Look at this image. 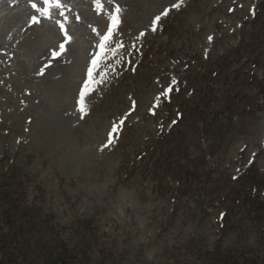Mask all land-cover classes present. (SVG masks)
Here are the masks:
<instances>
[{"label":"rangeland","instance_id":"1","mask_svg":"<svg viewBox=\"0 0 264 264\" xmlns=\"http://www.w3.org/2000/svg\"><path fill=\"white\" fill-rule=\"evenodd\" d=\"M176 2L115 0L124 48L102 61L104 83L81 113L98 51L93 29L103 34L107 15L93 0H65L73 39L54 59L65 39L59 26L33 25L28 0H0V176L12 167L0 181V264H46L63 253L73 264H251L241 256L257 253L264 264V0H183L152 31ZM190 57L195 93L188 87L146 119L170 100L155 106L172 78H189ZM176 107L184 119L135 170ZM125 116L122 128L141 122L119 146L122 129L103 147Z\"/></svg>","mask_w":264,"mask_h":264},{"label":"snow or ice","instance_id":"2","mask_svg":"<svg viewBox=\"0 0 264 264\" xmlns=\"http://www.w3.org/2000/svg\"><path fill=\"white\" fill-rule=\"evenodd\" d=\"M28 2L31 6V9L34 10V14L30 16L31 23L33 25L40 24L42 20H49L57 24L60 30L63 32L65 38L64 42L58 46V50L54 49L51 54L54 59L61 57L66 50L65 45L71 42L73 39L68 29V25L71 23V21L69 16L66 15V12L70 11V8L65 3V0H28ZM93 3L98 14L104 13L107 15L109 23L106 26V30L103 32V34H101L99 30L93 29L99 38V42L97 44L98 51L93 55L91 66L87 72V78L83 81V86L79 93L78 108L81 113L86 111L87 97H89L90 94L96 90L95 86L104 83L103 76L106 75V73L101 74V78L99 80L96 79V75L98 74L97 70L100 68L102 61H104L109 56V54L115 56L118 50L124 48L123 41L116 39L122 23V9L120 5L115 3V0H93ZM106 3L108 5L107 8L105 7ZM182 4L183 0H178V2L172 3L170 6L165 7L158 15H156L152 22V31H156V25L162 19V17H167L172 9H179ZM239 7L243 8V5L241 4ZM229 10L234 11V9ZM252 14H255L254 8L252 10ZM75 19L79 20L80 16L77 15ZM144 35V32L140 33L141 37ZM208 39L211 40L212 37H209ZM133 47H135V45H133ZM50 64L51 61H49L45 67H49ZM39 74H44V68L40 69ZM176 84L177 81L175 78H172L169 85L164 88L156 97L155 106H159L161 97L170 98V93H172ZM135 104L136 102L133 101V109L135 108ZM126 118L127 117L125 116L118 122L112 124L108 141L103 147L106 148L114 142L115 136L121 131L122 126L125 124Z\"/></svg>","mask_w":264,"mask_h":264},{"label":"trees","instance_id":"3","mask_svg":"<svg viewBox=\"0 0 264 264\" xmlns=\"http://www.w3.org/2000/svg\"><path fill=\"white\" fill-rule=\"evenodd\" d=\"M238 50H240V47L238 48ZM198 65H201V62H199ZM191 66H192V69H193L195 67V64L192 63ZM199 68H201V71H202V66H200ZM191 75H192V70L190 72L189 79L191 81H193V78H192ZM233 90H234V87L231 89V91H233ZM235 97L236 96H233V97H231V99H234ZM143 147H144V149L142 150V152L145 153V155L149 154L146 158L153 157L155 155V153L159 150V147H158V143L157 142H155L152 145L147 146V147L143 145ZM162 150H164V148H162ZM143 161L144 160L141 159L139 162H137L138 164H135L134 163L135 170H137L140 167H143ZM11 170H12V167L10 168V170L8 172H6V175L5 176H0V181H2L4 179H7L9 177V173L11 172ZM192 183H193V181H192ZM227 186L228 187H231L229 184H227ZM220 197H221V199H224L225 201H227L229 196L226 193L225 195L224 194H220ZM10 217H12V216H10ZM241 257L243 258L242 260H244V259H246L247 261L250 260L251 261V264H260L261 263L260 258H259V255L257 253H250L247 256L243 255ZM240 259H239V261H240ZM239 261H238V259L234 260V262H236V264H240V263H238ZM12 264H16V263H12ZM46 264H73V263L63 253L62 255L59 254L58 257L52 259L51 261L47 262ZM217 264H219V263H217ZM241 264H242V262H241Z\"/></svg>","mask_w":264,"mask_h":264}]
</instances>
